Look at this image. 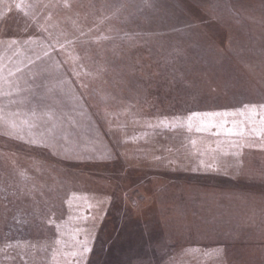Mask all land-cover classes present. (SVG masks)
<instances>
[{
  "label": "rangeland",
  "instance_id": "1",
  "mask_svg": "<svg viewBox=\"0 0 264 264\" xmlns=\"http://www.w3.org/2000/svg\"><path fill=\"white\" fill-rule=\"evenodd\" d=\"M0 70V264H264V0H0Z\"/></svg>",
  "mask_w": 264,
  "mask_h": 264
},
{
  "label": "snow or ice",
  "instance_id": "2",
  "mask_svg": "<svg viewBox=\"0 0 264 264\" xmlns=\"http://www.w3.org/2000/svg\"><path fill=\"white\" fill-rule=\"evenodd\" d=\"M47 51L45 52V55H47ZM9 75H14V73L12 72H9ZM0 79H2V70H0ZM253 114H255V107H252L251 109H249ZM243 114V113H241ZM194 116H197L199 117L201 114L199 113H195L193 114ZM205 115H211V116H215V115H229L228 113H222V114H217V113H211V114H205ZM12 127L15 128L16 125L13 123L12 124ZM230 134H232V130H228ZM89 207H91V205H89ZM85 220L88 219L87 216L84 217ZM78 243H80L79 241H77ZM89 245V241L87 239H85L83 242H82V253H73V255H77V254H83V253H86L88 251H90V248L88 247Z\"/></svg>",
  "mask_w": 264,
  "mask_h": 264
}]
</instances>
